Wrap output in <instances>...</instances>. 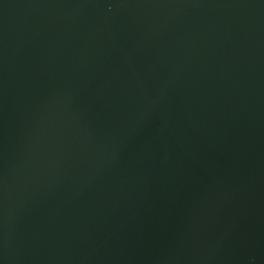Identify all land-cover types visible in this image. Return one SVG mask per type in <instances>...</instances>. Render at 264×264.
Returning <instances> with one entry per match:
<instances>
[{"label":"water","instance_id":"1","mask_svg":"<svg viewBox=\"0 0 264 264\" xmlns=\"http://www.w3.org/2000/svg\"><path fill=\"white\" fill-rule=\"evenodd\" d=\"M0 264H264V0H0Z\"/></svg>","mask_w":264,"mask_h":264}]
</instances>
